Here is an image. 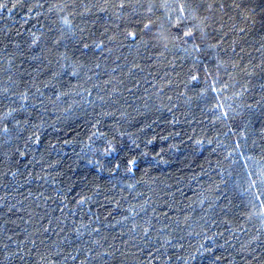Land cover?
Returning <instances> with one entry per match:
<instances>
[{
  "label": "trees",
  "instance_id": "1",
  "mask_svg": "<svg viewBox=\"0 0 264 264\" xmlns=\"http://www.w3.org/2000/svg\"><path fill=\"white\" fill-rule=\"evenodd\" d=\"M15 2L0 0L7 4L0 9V89L23 91L27 87L35 99L26 102L29 111L14 113L16 119L29 121L21 125V131L12 117L3 115L6 107L19 108L21 101L0 95V264H5V244L11 252L19 245L29 253L23 264H80L86 251L75 262L65 257L76 255L74 248L92 246L93 239L101 240L108 252L119 250L114 257L105 254L107 264L122 260L125 264H149L150 260L151 264H169V256L171 264H183L187 253H196L201 245L211 251L194 264H212L216 256L222 257V264H264V222L257 215L251 219L245 215L258 212L259 200H264V184L258 179L264 170V101L259 75L246 77L239 71L249 59L252 66L259 64L260 53L255 49L260 47L262 17L255 4L260 0H235L241 8L227 9L223 30L217 23L209 25L213 44L221 31L233 25L246 28V34L230 33L217 49L200 44L199 52L192 50L191 39L177 41L169 51L151 44L145 50L134 37L108 42L107 34L101 36V25L110 32L128 27L138 36L139 28L134 18L129 24L110 12L99 13L95 7L91 13L77 7L69 17L71 26H66L59 19L61 14L49 8L67 0H24L29 6L38 5L31 13L13 8ZM76 2L92 6L103 0ZM186 2L169 0L173 5ZM219 2L231 4L233 0ZM156 15L162 17L163 13ZM244 15L250 17L247 23ZM253 19L257 21L254 25ZM93 20L97 22L93 24ZM192 24L183 22L185 27ZM31 33L40 40L29 46ZM57 38L61 43L54 46ZM98 38L105 39L101 48L92 44ZM234 39L245 48L243 53L240 46L233 52ZM81 40L89 47L85 49ZM65 49L69 60L62 67L59 53ZM217 56L222 61L235 60L237 70L219 64ZM54 73H58L55 78ZM228 74L237 83L219 97L226 101L225 107L231 106L225 118L222 110L213 107L217 97L202 90L212 80L231 83ZM9 75L23 84L9 82ZM193 76L197 79L192 80ZM249 80L250 91L233 97ZM220 86L218 82L216 87ZM114 88L119 91L113 92ZM100 95L105 97L103 102ZM36 99L43 100V106ZM104 112L111 115H101ZM4 124H8V133L3 131ZM97 129L107 135L92 136ZM117 129L129 135L120 137ZM33 132L39 142L30 138ZM113 136L138 157L132 170H126L124 152L104 153ZM17 149L28 154L22 157ZM97 160L105 165L103 170ZM116 162L119 168H115ZM249 170L251 179L257 180L258 196L255 190L245 191ZM13 172L17 174L13 176ZM76 228L79 232L73 231ZM145 228H149L147 236ZM167 236L174 239L161 247ZM94 251L104 249L95 247ZM19 255L23 253L10 258V264H21Z\"/></svg>",
  "mask_w": 264,
  "mask_h": 264
},
{
  "label": "snow or ice",
  "instance_id": "2",
  "mask_svg": "<svg viewBox=\"0 0 264 264\" xmlns=\"http://www.w3.org/2000/svg\"><path fill=\"white\" fill-rule=\"evenodd\" d=\"M38 5H31L25 3L24 0H16L15 3L12 4L13 8L16 7H22L26 8L28 10V13H31L32 7H37ZM77 7H83L85 12L91 13L92 7L96 8V11L99 13H109L111 16L116 17L118 20H126L127 23L131 24L134 23L136 27L139 28V36L137 31L135 30H129L128 27H125L120 32H110V29L108 27H105L104 25H101L103 28V32L101 33V36L106 35V39L108 42H115L118 41L121 37L123 39H127L129 37H134L139 39L140 46L144 47L145 50H147L148 45L151 44L153 48H161L163 51H169L170 46L176 47L177 41H181L186 43L187 40H192V50L194 52H199L200 44H205L206 47L211 49H217L220 47L225 37H228L230 33H234L236 36H241L246 34V28L241 27L239 29L236 28L235 25L228 28V31H221L218 36L219 38L216 40V43H210L209 41L213 38L210 35L209 32V25L213 23L219 24V28L223 30L225 28V25L223 23V16L227 15V9H239L241 8V4L235 3V0L231 4H225L223 2L217 3V0H187L186 3H178V4H171L169 3V0H118L117 3H109V0H103L102 4H95L92 6L88 5H78L76 0H67V3L62 4H55L50 6L49 11H52L53 9H56L61 15L59 16V19L63 22L66 26H71V20L70 16L74 14V11ZM256 8H259V13L262 18L259 21L261 26V37H260V47L256 48L255 51L260 53V60L259 64L252 66V60H248V64L240 68L239 71L242 72L246 77H252L254 75H259V78L261 80V83L259 85L260 88V94H261V100L264 101V0H260L259 3L255 4ZM7 8V4L0 3V9ZM71 9L72 11H68ZM11 9H9L10 11ZM67 14H64L66 13ZM157 12H162L163 16H157ZM173 13H175V18L173 19ZM203 13V15L201 14ZM217 13H220L221 15H217ZM39 15V13L37 14ZM2 19V17H0ZM229 19H233L232 17H229ZM250 19L249 15H244L243 20L245 23L248 22ZM185 20L192 21L193 24L191 27H185L183 25V22ZM27 22V21H25ZM97 21L93 20L92 23L95 24ZM252 24L254 25L257 21L252 20ZM180 26V27H177ZM117 28L120 27L119 24L116 25ZM173 29H176V32H173ZM81 32H83V29H80ZM32 36L31 39V45L38 44L40 37L36 36L35 33L30 34ZM17 36H19V33H17ZM147 37V39L145 38ZM7 35H5V39H7ZM199 41V43H197ZM61 43L60 39L57 38L53 41L54 46H59ZM81 43L83 44V47L86 49L89 47L88 43H83L81 40ZM92 44L96 48H101L102 45L105 44V39H97L92 40ZM239 45V42L237 40H233L232 42V49L233 52H235V48ZM110 50V49H109ZM187 51V49H185ZM245 51V48L243 46H240V52L243 53ZM23 55V53H21ZM160 55H163V52L160 53ZM236 55L239 56L237 53ZM59 56L63 58L64 64L61 65L62 67H66L67 62L69 60V56L67 54V49H65L64 52L59 53ZM241 60L244 59L243 56L239 57ZM33 59H37V57H33ZM217 60L219 61V64H230L233 71L235 72L238 68V64L235 60L230 61H222L220 60L219 56H217ZM9 65L11 66L12 60L11 58L8 61ZM219 64L217 67L219 68ZM73 65H75V62H73ZM98 68L99 65H96ZM133 67L139 68L140 66L138 64H134ZM251 67V71H249V68ZM259 68V73L256 72V69ZM76 73L73 72V75ZM55 75H58V73H54L53 76L55 78ZM192 80H196L197 77L193 76L191 77ZM9 82L17 83V84H23V81H13L12 75L8 76ZM228 80L231 83L224 82L222 80H212L209 84V86L202 90V93H208L211 91V93L217 97V102L213 105L214 108L222 110V115L227 118L228 116V110L229 107H225V100H220L219 97L226 91L230 90V88L233 86V84L237 83L235 80V77L232 74H228ZM220 83V88H217V83ZM106 83H110V81H106ZM121 83H123L121 81ZM168 83H171V81H168ZM248 83H250V80L241 86V90L239 92H234L233 97H241L248 93L250 91L248 87ZM136 85H134L135 87ZM119 88H114L113 92H118ZM37 92H39V89H37ZM7 94L8 97H17L20 101V107L19 108H13L11 106L6 107V111L4 112V117H12V121L14 124L20 128L21 131H24V128L21 127V125H27L29 121L27 119L21 121L20 119H16L14 116V113L23 110V111H29L26 102L32 97V93L29 91L27 87L24 88L23 91H15L12 88H2L0 89V95ZM42 95V94H41ZM89 96H91V93H88ZM233 97H228L227 99H232ZM98 99L100 101H104L105 97L100 95L98 96ZM11 103H16L15 100H12ZM36 103L43 106V100L36 99ZM259 106V102L258 105ZM250 107V106H249ZM232 111H235V109H232ZM101 115H111V113H101ZM121 115H124V113H121ZM262 118H264V113L261 114ZM97 124L100 123L99 120L96 122ZM93 128H96V124L93 125ZM3 131L5 133H8L9 127L8 124L3 125ZM118 135L120 137H124L125 135H129L123 131H119L117 129ZM107 135L106 133H99V130L97 129L92 133V136L96 135ZM31 139H35L36 142H39V137L36 135V133H32L30 136ZM92 137H89V142H91ZM133 147H139V145L136 143L135 140L131 141ZM148 143H151L149 141ZM199 143V142H198ZM211 143V141H209ZM108 147H105L103 149L104 153L106 155H111L112 153L117 152H124V162L126 164V170L130 171L132 170V166H134L138 162V157L132 155L131 149L125 148L123 146L122 141H117L116 137L113 136L112 139L107 141ZM25 147L27 145L25 144ZM17 152L20 156H26L28 153L26 151H20L17 149ZM146 155V153H144ZM95 163L99 164L101 169L103 170L105 168V165H103L99 160L95 161ZM120 164L119 162H116L115 168H119ZM111 170V169H110ZM18 171V170H17ZM17 173L13 172L12 175L15 176ZM252 172L249 170V179L250 183L248 185V189L245 191H251L255 190L256 195L258 196L260 193V190L256 188L257 180L251 179ZM258 179L261 184H264V170H262L259 173ZM84 198H82L83 200ZM255 199V197H254ZM260 208L258 212H250L245 214L248 219H251L253 215H257L262 222H264V200H259ZM253 209H255V204L252 205ZM9 211H11V208H9ZM133 214L135 212L133 211ZM124 219H127V217H124ZM231 223V222H230ZM240 231H243V228L239 229ZM75 232H79V229H73ZM93 231H97V229H93ZM149 232V228L144 229V235L147 236ZM9 239H11L9 237ZM105 240L107 238H104ZM115 239V238H113ZM135 239V237H133ZM164 243L161 245V247L169 246L170 241L174 239V237L167 236L164 237ZM253 239H258V237H253ZM31 243L35 245L36 241L31 240ZM123 243H127V241H124ZM144 243H148V241L145 239ZM92 246L87 247L84 249L83 247L80 248H74V252L76 255H70L68 257H65V260H71L72 262H75L78 259V256L80 254H83V252L86 251V255L83 260L80 261V264H92V261H96L97 264H107V261L104 260L105 254L114 257L115 253L119 251L118 249H113L112 252H108L106 248H104V245L101 243V240L99 239H93L91 241ZM95 247H99L104 249V251H94ZM109 248H111V245H108ZM133 247H136V245H133ZM181 248H183V245H180ZM201 248L203 251H201ZM5 249V264H10V258L16 257L18 254L23 253V255H19V259L21 261V264H23L24 261V255H28L29 253H26L23 248H20L19 245L17 246L16 252H11L8 250V245H4ZM136 250L138 252H143L142 248L136 247ZM157 253L159 252V249L155 250ZM211 251L208 248H204L203 245L200 246V248H197L196 253L188 252L186 258L184 259L183 264H194V262L198 259L199 256H202L203 253ZM120 255L123 257L125 254L123 252H120ZM149 257H152V252L148 253ZM153 259H156V257H152ZM41 261H43L45 258L43 256L40 257ZM169 264H171L172 257L169 256L167 258ZM48 264H54L53 261H48ZM120 264H125V262L122 260L120 261ZM140 264H143V262H140ZM149 264H151V260L149 261ZM212 264H222V257L216 256L212 260Z\"/></svg>",
  "mask_w": 264,
  "mask_h": 264
}]
</instances>
